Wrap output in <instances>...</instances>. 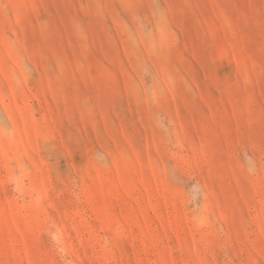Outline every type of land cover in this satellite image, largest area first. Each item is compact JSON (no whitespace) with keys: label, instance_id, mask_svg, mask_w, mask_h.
<instances>
[{"label":"rangeland","instance_id":"rangeland-1","mask_svg":"<svg viewBox=\"0 0 264 264\" xmlns=\"http://www.w3.org/2000/svg\"><path fill=\"white\" fill-rule=\"evenodd\" d=\"M0 264H264V0H0Z\"/></svg>","mask_w":264,"mask_h":264}]
</instances>
